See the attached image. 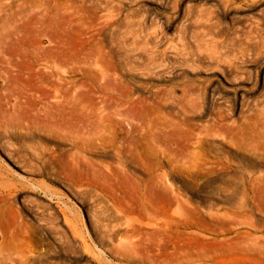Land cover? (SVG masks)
Segmentation results:
<instances>
[{
	"label": "rangeland",
	"instance_id": "374dc122",
	"mask_svg": "<svg viewBox=\"0 0 264 264\" xmlns=\"http://www.w3.org/2000/svg\"><path fill=\"white\" fill-rule=\"evenodd\" d=\"M0 264H264V0H0Z\"/></svg>",
	"mask_w": 264,
	"mask_h": 264
},
{
	"label": "bare ground",
	"instance_id": "6f19581e",
	"mask_svg": "<svg viewBox=\"0 0 264 264\" xmlns=\"http://www.w3.org/2000/svg\"><path fill=\"white\" fill-rule=\"evenodd\" d=\"M81 10V9H80ZM66 11V10H65ZM82 11V10H81ZM18 26V25H17ZM17 28H19V26L17 27ZM7 72V71H6ZM7 79V78H6ZM6 101V100H5ZM69 102V101H68ZM71 105V104H70ZM86 121V120H85ZM84 122V121H83ZM154 147H156V146H154ZM153 147V148H154ZM162 147H164V146H162ZM166 148V147H165ZM82 149V148H81ZM166 150V149H165ZM162 152V151H161ZM170 152H171V150H170ZM133 154V153H132ZM162 154H164V153H162ZM166 154H168V153H166ZM169 155V154H168ZM172 155V154H171ZM165 158V157H164ZM170 158V157H169ZM86 160V159H85ZM159 160H160V158H159ZM90 161V160H89ZM176 162V161H175ZM163 165V164H162ZM94 166H95V164H94ZM157 166V165H156ZM163 167V166H162ZM75 168V167H74ZM102 169V168H101ZM169 174V173H168ZM161 175V174H160ZM156 178V177H155ZM159 182V181H158ZM83 183V182H82ZM84 183H85V181H84ZM165 186V185H164ZM183 200V199H182ZM182 200H180V201H182ZM180 203V202H179ZM181 204V203H180ZM65 219V218H64ZM66 221V220H65ZM70 223V222H69ZM69 225V224H68ZM26 227H27V225H26ZM71 227H73V226H71ZM27 229V228H26ZM25 229V230H26ZM32 249V248H31ZM30 249V250H31ZM31 251H34V249L33 250H31ZM28 253V252H27Z\"/></svg>",
	"mask_w": 264,
	"mask_h": 264
}]
</instances>
